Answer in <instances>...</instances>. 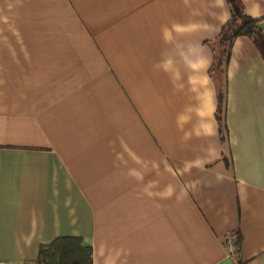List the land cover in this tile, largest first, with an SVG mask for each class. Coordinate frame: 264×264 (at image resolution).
Segmentation results:
<instances>
[{
	"label": "crops",
	"instance_id": "crops-1",
	"mask_svg": "<svg viewBox=\"0 0 264 264\" xmlns=\"http://www.w3.org/2000/svg\"><path fill=\"white\" fill-rule=\"evenodd\" d=\"M240 1L264 30V0ZM230 17L0 0V262L55 243L57 264H264V55L237 37L213 81Z\"/></svg>",
	"mask_w": 264,
	"mask_h": 264
},
{
	"label": "trees",
	"instance_id": "trees-1",
	"mask_svg": "<svg viewBox=\"0 0 264 264\" xmlns=\"http://www.w3.org/2000/svg\"><path fill=\"white\" fill-rule=\"evenodd\" d=\"M230 5L231 17L226 22L224 26H222V30L218 35L217 39L212 43L214 60L210 68V73L213 77V81H215L218 85L219 82L217 80L221 79V75L225 72V66L229 61V57L231 53V48L233 45V40L239 36H246L253 41L255 46L259 49L260 53L264 55V30L262 26H260V19L251 17L246 14L245 7L240 0H226ZM223 91H219V101L220 108L218 112V117L220 123H222L221 112L223 105L224 94ZM55 243L48 245L46 247L41 248L40 256L37 258L38 260L35 264H57L58 257L56 253ZM92 250V249H91ZM77 253V251H75ZM62 260V257L59 258V261ZM82 260H78L75 257V264H82ZM85 264L86 260H85Z\"/></svg>",
	"mask_w": 264,
	"mask_h": 264
},
{
	"label": "built area",
	"instance_id": "built-area-1",
	"mask_svg": "<svg viewBox=\"0 0 264 264\" xmlns=\"http://www.w3.org/2000/svg\"><path fill=\"white\" fill-rule=\"evenodd\" d=\"M235 235L234 234H229L228 237H226V246H227V252L230 256L235 257L238 255V245L236 244L235 241ZM0 264H13V263H7V262H0Z\"/></svg>",
	"mask_w": 264,
	"mask_h": 264
}]
</instances>
